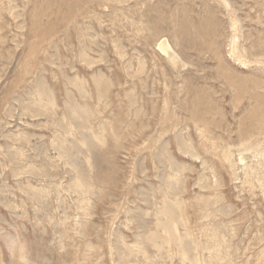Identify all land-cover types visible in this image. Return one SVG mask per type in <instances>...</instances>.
Returning a JSON list of instances; mask_svg holds the SVG:
<instances>
[{
  "label": "rangeland",
  "instance_id": "1",
  "mask_svg": "<svg viewBox=\"0 0 264 264\" xmlns=\"http://www.w3.org/2000/svg\"><path fill=\"white\" fill-rule=\"evenodd\" d=\"M0 264H264V0H0Z\"/></svg>",
  "mask_w": 264,
  "mask_h": 264
},
{
  "label": "bare ground",
  "instance_id": "2",
  "mask_svg": "<svg viewBox=\"0 0 264 264\" xmlns=\"http://www.w3.org/2000/svg\"><path fill=\"white\" fill-rule=\"evenodd\" d=\"M76 3V2H75ZM39 19V18H38ZM38 22V21H37ZM53 26V25H52ZM38 27V26H37ZM39 27H40V25H39ZM38 27V28H39ZM49 27V26H48ZM53 28V27H52ZM52 28H50V29H46V31L47 32H52L53 31V29ZM162 47H164L165 48V46H162ZM40 88V87H39ZM53 106V105H52ZM75 108V107H74ZM199 123V122H198ZM185 145V148H187V146H186V144H184ZM188 149V148H187ZM183 150V149H182ZM190 151V150H189ZM64 153V152H63ZM194 155V154H193ZM249 157V156H248ZM244 160V159H243ZM81 181H83V180H81ZM82 183V182H81ZM84 185V184H83ZM181 238H183V237H181Z\"/></svg>",
  "mask_w": 264,
  "mask_h": 264
}]
</instances>
